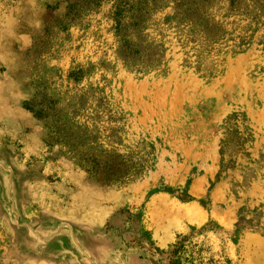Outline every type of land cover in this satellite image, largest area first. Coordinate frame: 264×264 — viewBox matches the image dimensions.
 Listing matches in <instances>:
<instances>
[{"label":"rangeland","instance_id":"obj_1","mask_svg":"<svg viewBox=\"0 0 264 264\" xmlns=\"http://www.w3.org/2000/svg\"><path fill=\"white\" fill-rule=\"evenodd\" d=\"M111 11L0 0V264H264V0L216 1L213 42L158 11L152 68ZM114 155L125 179L86 172Z\"/></svg>","mask_w":264,"mask_h":264},{"label":"trees","instance_id":"obj_2","mask_svg":"<svg viewBox=\"0 0 264 264\" xmlns=\"http://www.w3.org/2000/svg\"><path fill=\"white\" fill-rule=\"evenodd\" d=\"M112 2L111 16L114 21V31L117 38V54L127 64H138L144 68L157 67L163 61V49L148 39L147 26L158 11L169 9L164 15L167 24L176 23L181 31L191 28L207 42L219 39L222 32L220 24L210 13V8L218 0H110ZM101 0H92L93 6H98ZM183 27V28H182ZM85 170L101 185H107L118 179H125L128 168L118 155L113 158H100L89 161ZM240 218V226L245 228L247 222ZM242 222V223H241ZM250 224V223H249ZM254 230L264 234V223L260 219L250 224ZM181 237V236H180ZM179 237V238H180ZM178 238V239H179ZM180 239H187L186 236ZM172 253H179L184 248L182 243L171 245ZM164 264H181L180 260Z\"/></svg>","mask_w":264,"mask_h":264},{"label":"crops","instance_id":"obj_3","mask_svg":"<svg viewBox=\"0 0 264 264\" xmlns=\"http://www.w3.org/2000/svg\"><path fill=\"white\" fill-rule=\"evenodd\" d=\"M209 146H210V148H212V147L214 146V141H211V142L209 143ZM208 158H209V154H208V155L206 154V156H204V159L207 161ZM63 225H64V224H63Z\"/></svg>","mask_w":264,"mask_h":264},{"label":"bare ground","instance_id":"obj_4","mask_svg":"<svg viewBox=\"0 0 264 264\" xmlns=\"http://www.w3.org/2000/svg\"><path fill=\"white\" fill-rule=\"evenodd\" d=\"M199 213H197V215H198ZM201 217V216H200ZM260 242V241H259Z\"/></svg>","mask_w":264,"mask_h":264}]
</instances>
